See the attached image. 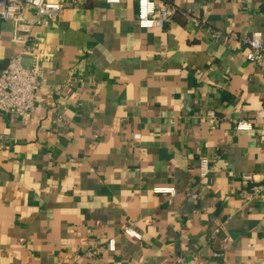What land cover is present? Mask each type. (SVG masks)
<instances>
[{"label":"crops","instance_id":"1","mask_svg":"<svg viewBox=\"0 0 264 264\" xmlns=\"http://www.w3.org/2000/svg\"><path fill=\"white\" fill-rule=\"evenodd\" d=\"M58 1L26 40L0 18V71L21 52L40 80L30 116L0 112V264H264V68L180 12L141 28L134 0ZM164 1L223 33L264 35V0ZM243 172L259 186L249 199Z\"/></svg>","mask_w":264,"mask_h":264},{"label":"built area","instance_id":"2","mask_svg":"<svg viewBox=\"0 0 264 264\" xmlns=\"http://www.w3.org/2000/svg\"><path fill=\"white\" fill-rule=\"evenodd\" d=\"M108 3H118L120 0H105ZM135 22L141 28L165 27L171 17L180 12L185 15L192 26L199 29L207 37L221 41L225 45H242L246 47L244 57L257 67L264 68V35L259 30L249 31L235 36L232 33H223L215 29L205 18L192 14L189 10L179 8L172 1L164 0H134ZM62 4L58 0H0V18L10 19L13 22L15 34H24V40L30 38L31 30L37 25L47 24L50 19L59 14ZM22 53H16L8 58L0 71V112L15 117H28L35 107V93L40 85L39 73L33 66L23 64ZM254 116L260 119L258 131L264 135V98L262 105L255 111ZM205 118L210 128H214L218 118L213 110L205 112ZM237 130H250L253 122L249 118H237L234 121ZM210 171V161L207 156H200L197 162L196 175L199 179L205 178ZM244 184L242 194L246 199L254 195L259 186L253 184L254 175L250 172L241 174ZM248 186V187H247ZM154 193L174 195L173 186L158 185L152 188ZM191 198H197L194 192H185ZM123 231L131 236L139 234L131 226H125ZM109 248H113V240L108 241ZM216 257L221 253L216 252ZM154 264H161L159 262ZM174 264H205L199 256L185 257L176 255Z\"/></svg>","mask_w":264,"mask_h":264}]
</instances>
